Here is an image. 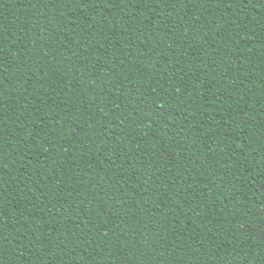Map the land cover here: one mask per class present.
I'll list each match as a JSON object with an SVG mask.
<instances>
[{
  "label": "trees",
  "instance_id": "16d2710c",
  "mask_svg": "<svg viewBox=\"0 0 264 264\" xmlns=\"http://www.w3.org/2000/svg\"><path fill=\"white\" fill-rule=\"evenodd\" d=\"M0 264H264V0H0Z\"/></svg>",
  "mask_w": 264,
  "mask_h": 264
}]
</instances>
